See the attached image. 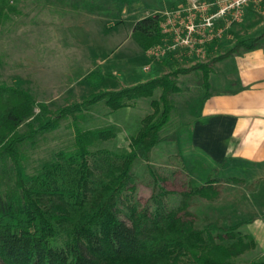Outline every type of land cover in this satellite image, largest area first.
Returning <instances> with one entry per match:
<instances>
[{"label":"trees","instance_id":"1","mask_svg":"<svg viewBox=\"0 0 264 264\" xmlns=\"http://www.w3.org/2000/svg\"><path fill=\"white\" fill-rule=\"evenodd\" d=\"M20 1L0 0V26L17 11ZM247 12L254 13L252 8ZM161 21L156 15L135 24L131 38L144 52L161 44ZM217 44L208 46L207 62L191 69H178L132 88L97 93L53 114L29 90L0 83V169L8 172L11 184L0 192V264H239L238 259L256 247L255 239L240 230L241 223L228 228L197 224L191 212L193 200L216 201L220 181L190 185L171 209L157 198L169 194L160 186V194L152 196L153 204L142 206L132 200L138 181L134 165L140 158L149 161L163 141L161 133L174 110L173 97L182 92L176 76L200 73L203 104L210 96L215 64L263 49L264 33L251 39L238 35L223 55L211 57ZM142 99L150 100L152 112L130 138L128 150L93 151L96 143L114 138L115 133L82 130L79 121L84 114L98 103L119 111ZM69 116L75 129L73 149L56 153L36 174H29L22 146L57 130ZM22 127L28 131L23 133ZM152 170L148 164L154 176ZM247 264H264V260Z\"/></svg>","mask_w":264,"mask_h":264},{"label":"rangeland","instance_id":"2","mask_svg":"<svg viewBox=\"0 0 264 264\" xmlns=\"http://www.w3.org/2000/svg\"><path fill=\"white\" fill-rule=\"evenodd\" d=\"M169 1H20L16 5L17 11L9 13L0 26V83L29 90L36 102L46 104L53 114L94 94L116 92L154 80L161 76L160 72L136 45L131 34L138 21L152 16L155 11L163 12L164 4ZM243 19L234 25V29L243 24ZM247 22L244 31H239V34L244 33L242 39L256 38L264 33V14L250 13ZM225 37L219 41L227 40L228 47L235 38ZM190 62V68L172 65L170 72L204 63ZM149 65L153 69L144 71ZM200 76L195 71L176 76L182 92L173 97L174 110L161 133L163 141L153 149L149 161L140 158L134 165L133 172L138 181L132 200L142 206L153 204L152 196L160 194V186L169 194L157 198L164 207L171 209L190 185L195 187L209 180L220 181L216 186L219 198L216 201L194 199L191 212L200 226L215 224L228 228L239 224L238 216L243 211L254 209L252 197L256 195V180L234 182L235 178L240 179V171H234L237 175H229L226 167L194 148L192 130L205 95ZM38 111L36 109V113ZM151 112L148 99L119 111H110L103 103H98L80 119L79 127L82 130L111 129L115 133L114 138L96 143L93 151L124 152L128 150L130 138L141 128L142 119ZM72 122L73 118L69 116L57 130L22 146L29 174H36L41 164L52 160L56 153L73 149L75 129ZM20 130L24 133L28 128ZM148 164L154 176L149 174ZM10 185L8 172L0 169V192ZM236 206L239 207L235 212L232 207ZM245 229L244 225L240 228L244 234ZM258 248L256 244L238 259V263L264 260V252Z\"/></svg>","mask_w":264,"mask_h":264},{"label":"crops","instance_id":"3","mask_svg":"<svg viewBox=\"0 0 264 264\" xmlns=\"http://www.w3.org/2000/svg\"><path fill=\"white\" fill-rule=\"evenodd\" d=\"M186 5L185 0H170L164 4L163 12L155 11L150 17H163L166 13L183 9ZM249 15L246 11L243 24L237 29L233 26L224 36L229 40L232 37L236 40L238 35L242 36L244 33L239 34V31H244V24L249 23ZM235 40L228 47L227 40L219 41L211 57L223 55ZM173 58H168L167 55L160 61L151 58L149 60L161 76L169 73L172 65L182 64L183 68H190V60H194L179 58L175 54ZM152 65L145 67L144 71L150 72ZM209 81L210 96L202 104L199 118L194 122L192 143L194 148L215 163L226 167L229 175H237L234 171H240L241 180L249 179L244 183L256 180V195L252 197L254 209L248 208L238 217L239 223L246 226L245 233L255 239L258 249L263 253L264 185H260L264 184V48L217 62ZM237 207L239 206L232 207L235 212Z\"/></svg>","mask_w":264,"mask_h":264},{"label":"built area","instance_id":"4","mask_svg":"<svg viewBox=\"0 0 264 264\" xmlns=\"http://www.w3.org/2000/svg\"><path fill=\"white\" fill-rule=\"evenodd\" d=\"M186 7L166 13L160 23L161 44L146 52L160 61L170 53L199 62L207 59L206 47L239 24L247 9L264 14V0H185Z\"/></svg>","mask_w":264,"mask_h":264}]
</instances>
